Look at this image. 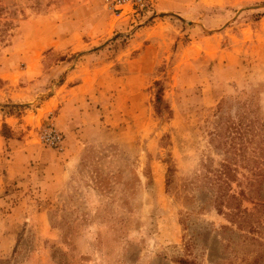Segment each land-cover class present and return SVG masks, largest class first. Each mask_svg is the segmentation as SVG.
Instances as JSON below:
<instances>
[{"label":"rangeland","instance_id":"374dc122","mask_svg":"<svg viewBox=\"0 0 264 264\" xmlns=\"http://www.w3.org/2000/svg\"><path fill=\"white\" fill-rule=\"evenodd\" d=\"M263 168L264 0H0V264H264Z\"/></svg>","mask_w":264,"mask_h":264},{"label":"built area","instance_id":"2783aa9c","mask_svg":"<svg viewBox=\"0 0 264 264\" xmlns=\"http://www.w3.org/2000/svg\"><path fill=\"white\" fill-rule=\"evenodd\" d=\"M157 0H102L106 11L115 17L126 15L130 12H138L151 7ZM40 142L57 151L62 149V135L52 125L44 129L40 134Z\"/></svg>","mask_w":264,"mask_h":264},{"label":"trees","instance_id":"16d2710c","mask_svg":"<svg viewBox=\"0 0 264 264\" xmlns=\"http://www.w3.org/2000/svg\"><path fill=\"white\" fill-rule=\"evenodd\" d=\"M155 87H156V94H155V114L159 117H162L164 112L169 113L168 112V107L165 105L163 98H162V87L160 86L159 82H155L154 83ZM12 108H16L15 106H13ZM1 131L2 134L1 136L4 139H11L12 138V134L10 133L8 127L6 124H2L1 127ZM241 135V133H240ZM257 161L255 160L253 163H256ZM173 172V168L171 166H169L167 168V174L170 176V174ZM257 178L259 179L257 182H260L261 180L264 179V168L263 170H259V172L257 173ZM261 178V179H260Z\"/></svg>","mask_w":264,"mask_h":264},{"label":"crops","instance_id":"0c3cea01","mask_svg":"<svg viewBox=\"0 0 264 264\" xmlns=\"http://www.w3.org/2000/svg\"><path fill=\"white\" fill-rule=\"evenodd\" d=\"M78 67V66H77ZM79 73H80V70H74L73 71V74H75V75H79ZM70 74H72V73H70ZM63 87H64V90L65 91H68L67 93H69V92H71V88H69V84H68V81H66L65 83H64V85H62ZM93 86V85H92ZM92 86H89V87H85V86H83V89H90V87L92 88ZM68 88V89H67ZM68 100H70V97H67V98H64V101H68ZM14 105H21V104H19V103H14ZM6 121H7V119H5Z\"/></svg>","mask_w":264,"mask_h":264}]
</instances>
